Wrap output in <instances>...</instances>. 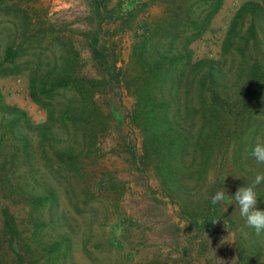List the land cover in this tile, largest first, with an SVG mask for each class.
<instances>
[{
    "label": "trees",
    "instance_id": "16d2710c",
    "mask_svg": "<svg viewBox=\"0 0 264 264\" xmlns=\"http://www.w3.org/2000/svg\"><path fill=\"white\" fill-rule=\"evenodd\" d=\"M157 1L164 3V15L134 27L131 63L120 68L116 56L97 43L102 21L112 16L97 10L98 28L87 33L86 45L100 77L81 72L78 52L67 42L59 40L60 53L53 56L56 65L46 68L20 59L30 46L27 39L6 45L0 74L28 69V94L47 114L45 120L34 122L23 110L2 101L0 93V110L11 114L0 121L6 129H0V264H66L73 255L71 212L58 209V195L51 185L36 175H21L20 166L26 163L39 170L42 162L51 160L52 170L64 173L55 176L65 183L74 212L91 211L89 175L74 174L107 124L95 93L110 91L116 83L134 96L128 116L142 135L139 159L155 164L162 190L178 205L190 235L215 230L213 222L220 218L234 242L233 264H264V232L257 235L246 225L233 200L240 187L264 173V164L250 155L257 142H264V0H243L238 5L217 57H195L189 44L208 28L224 0ZM12 4L0 0V9H13L22 34L29 31L24 37L45 35L43 27L36 31L30 27L31 15L24 7ZM136 9H128L122 19L128 28ZM16 128L27 131L10 146L5 132ZM54 128L65 131L67 138L62 139ZM32 134L38 138L36 145ZM211 165L216 175L225 176L203 191L204 208L191 209L200 203L194 195L205 184L192 182ZM218 191L225 192V201L213 205L211 198ZM257 192V207L264 210V182ZM6 199L21 203V215ZM224 204L233 210L225 211ZM83 248L91 252L85 244Z\"/></svg>",
    "mask_w": 264,
    "mask_h": 264
},
{
    "label": "rangeland",
    "instance_id": "374dc122",
    "mask_svg": "<svg viewBox=\"0 0 264 264\" xmlns=\"http://www.w3.org/2000/svg\"><path fill=\"white\" fill-rule=\"evenodd\" d=\"M3 1L10 5L15 2L17 6L24 7L31 15L30 27L34 31L41 27L47 31L44 36L40 32L37 36L24 37L30 35L29 31L22 34L18 26L19 18L13 9H0V62H3L6 45L16 44L23 38L27 39L24 42L30 46L20 59L29 60L32 67L38 64L42 68L53 67L56 65L53 56L59 55L60 50L57 48L61 40L78 52V63H81L78 67L81 72L95 77H100L101 73L91 59L86 40L89 37L87 33L98 28L97 10L112 15L106 16L102 21L97 43L107 47L116 56L115 63L119 68L130 62L134 27L145 19L164 15V3L157 0ZM242 1L224 0L208 28L190 42L193 56L219 55L226 28ZM97 3H100L99 7L96 6ZM128 9H136L134 15L130 16L132 28H128V22L122 21ZM121 23L125 25L122 26ZM39 37V41L35 39ZM60 62L58 59V64ZM28 80V69L0 74L2 101L23 110L32 121L41 122L46 119L47 112L29 96ZM95 98L106 114L107 124L97 133L96 145L91 148L90 155L83 157L79 173L74 174L89 175V189L93 193L88 199L91 211L83 214L74 212L73 205L68 201L69 192L65 183L55 176L64 173L54 172L49 166L51 160H46L48 162L44 164L42 162L39 170L26 163L20 166L21 175H36L38 179L51 185L58 195V209L72 213L69 219L73 224L74 248L73 255L66 264H207V261L233 264L234 242L231 233H226V222L220 218L215 219V230L190 235L186 227L187 220L180 216L178 205L162 190L160 173L155 164H143L140 161L142 135L139 127L128 116L134 96L123 85L116 83L110 91L95 93ZM10 116L11 114L0 110V121L5 122ZM54 129L58 130L62 139L67 138L65 131ZM26 131L27 129L23 131L21 128L6 131L10 146L14 145L21 132ZM29 136L36 145L38 138L34 134ZM130 148L136 157L131 156ZM48 151L51 155L52 152ZM41 159L44 160L45 157L42 156ZM216 172L215 166L211 165L206 169L205 175H196L197 179L192 183L196 185L202 181L200 184H205L194 195L195 200L200 203L191 205V209L205 207L203 191L206 192L205 188L219 177L225 176L216 175ZM5 201L15 213L21 215V203L11 199ZM228 206L223 205L225 211H232ZM195 232V229L191 230V233ZM83 244L91 249L90 253L86 252Z\"/></svg>",
    "mask_w": 264,
    "mask_h": 264
},
{
    "label": "clouds",
    "instance_id": "9594fccd",
    "mask_svg": "<svg viewBox=\"0 0 264 264\" xmlns=\"http://www.w3.org/2000/svg\"><path fill=\"white\" fill-rule=\"evenodd\" d=\"M250 155L258 164H264V142H257L252 148ZM264 182V173H258L251 184L240 187L234 194L233 200L239 207V215L244 219L246 225L255 230L259 235L264 232V210L257 207V186ZM224 191H218L212 198L213 205L225 201Z\"/></svg>",
    "mask_w": 264,
    "mask_h": 264
}]
</instances>
